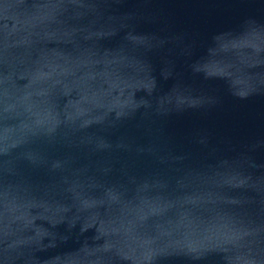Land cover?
I'll return each mask as SVG.
<instances>
[{"label": "water", "instance_id": "water-1", "mask_svg": "<svg viewBox=\"0 0 264 264\" xmlns=\"http://www.w3.org/2000/svg\"><path fill=\"white\" fill-rule=\"evenodd\" d=\"M0 264H264V0H0Z\"/></svg>", "mask_w": 264, "mask_h": 264}]
</instances>
